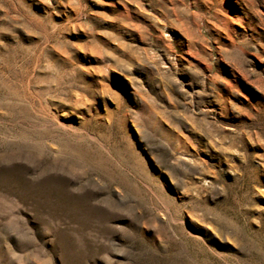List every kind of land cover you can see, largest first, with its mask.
Instances as JSON below:
<instances>
[{"label": "rangeland", "instance_id": "rangeland-1", "mask_svg": "<svg viewBox=\"0 0 264 264\" xmlns=\"http://www.w3.org/2000/svg\"><path fill=\"white\" fill-rule=\"evenodd\" d=\"M0 264H264V0H0Z\"/></svg>", "mask_w": 264, "mask_h": 264}]
</instances>
